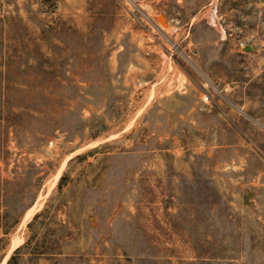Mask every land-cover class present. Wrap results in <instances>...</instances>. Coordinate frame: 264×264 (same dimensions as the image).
<instances>
[{"label":"rangeland","instance_id":"374dc122","mask_svg":"<svg viewBox=\"0 0 264 264\" xmlns=\"http://www.w3.org/2000/svg\"><path fill=\"white\" fill-rule=\"evenodd\" d=\"M6 212L0 264H264V0H0Z\"/></svg>","mask_w":264,"mask_h":264},{"label":"trees","instance_id":"16d2710c","mask_svg":"<svg viewBox=\"0 0 264 264\" xmlns=\"http://www.w3.org/2000/svg\"><path fill=\"white\" fill-rule=\"evenodd\" d=\"M39 216L38 215H36L35 217H34V219L33 220H35V219H37ZM2 220L4 221H0V223H1V228H5V227H7V223L9 224V223H11L9 220H8V213L6 212V213H4V215H3V217H2ZM18 223V220H15L14 222H12L11 224H9L8 226H11V225H15V224H17ZM31 222L28 224V226L30 227L31 226ZM5 226V227H4ZM12 227V226H11ZM5 230H7V229H5ZM3 234H8V232L7 231H4L3 232ZM20 249H21V247H19V248H17V249H15L14 250V252H13V254L10 256V258L8 259V261H7V264H11V262L14 260V257H15V255L20 251Z\"/></svg>","mask_w":264,"mask_h":264},{"label":"water","instance_id":"95a60500","mask_svg":"<svg viewBox=\"0 0 264 264\" xmlns=\"http://www.w3.org/2000/svg\"><path fill=\"white\" fill-rule=\"evenodd\" d=\"M245 50H246V51H248V50H250V48H249V47H247V48H245Z\"/></svg>","mask_w":264,"mask_h":264},{"label":"bare ground","instance_id":"6f19581e","mask_svg":"<svg viewBox=\"0 0 264 264\" xmlns=\"http://www.w3.org/2000/svg\"><path fill=\"white\" fill-rule=\"evenodd\" d=\"M13 247H14V246H13ZM7 255H8V254H7ZM9 255H10V254H9ZM5 257H6V256H5ZM7 257H8V256H7ZM7 257H6V258H7ZM7 259H8V258H7ZM3 260H4V259H3ZM5 260H6V259H5Z\"/></svg>","mask_w":264,"mask_h":264}]
</instances>
